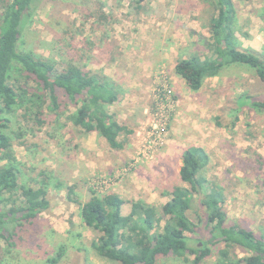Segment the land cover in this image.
I'll return each instance as SVG.
<instances>
[{
  "label": "rangeland",
  "instance_id": "1",
  "mask_svg": "<svg viewBox=\"0 0 264 264\" xmlns=\"http://www.w3.org/2000/svg\"><path fill=\"white\" fill-rule=\"evenodd\" d=\"M234 1L240 48L263 52L261 0ZM100 8L105 18L97 11L89 16ZM210 11L202 0L35 2L18 48L53 60L58 71L73 62L113 80L120 92L109 110L130 133L120 137L123 147L116 150L68 121L73 106L61 108L58 123L41 127L21 108L10 114L5 131L14 143L20 182L37 187L47 176L50 207L19 233L13 247L0 240L8 250L3 264H43L60 243L67 248L63 264H114L92 249L94 233L81 222L78 204L66 199V187L74 184L81 201L88 197V185L116 192L125 199L123 214L134 199L160 207L169 199L166 192L181 183V153L189 145L209 154L205 176L223 189L227 222L263 230L264 108L252 101L264 98V86L242 65L224 68L197 90L174 72L178 59L208 54ZM19 131L24 145L15 139ZM195 213L204 218L198 196L189 212L194 220ZM203 223L197 233L186 232L191 245L208 239ZM207 245L211 252L199 264H219L223 245ZM231 253L246 255L240 248ZM192 258L162 256L156 264H192Z\"/></svg>",
  "mask_w": 264,
  "mask_h": 264
},
{
  "label": "trees",
  "instance_id": "2",
  "mask_svg": "<svg viewBox=\"0 0 264 264\" xmlns=\"http://www.w3.org/2000/svg\"><path fill=\"white\" fill-rule=\"evenodd\" d=\"M36 1L0 0V161L4 162L0 164V240H4L8 248L16 245L19 233L50 207L47 176L37 187L20 182L14 143L5 131L10 114L21 108L31 113L33 124L41 127L45 123H58L63 115L61 108L73 106L75 109L68 114V121L85 133L95 132L116 150L123 147L120 137L130 133L109 110L120 92L113 80L73 62L58 71L53 60L18 48L22 29ZM133 1L138 5L143 0ZM202 1L211 8L210 41L206 42L208 54L192 53L178 59L174 72L189 88L197 90L206 78L218 76L231 65H242L251 69L264 86V51L240 48L236 38L235 1ZM261 3L258 16L264 27V0ZM96 11L99 19L105 18L101 8L89 16ZM241 96L240 99H251L248 95ZM252 105L264 108V98L252 101ZM22 137L23 133L17 132L15 139L19 145L25 143L19 141ZM209 160L202 146L185 147L178 171L181 183L166 192L169 199L160 207L134 199L130 201L129 212L123 214L125 199L120 194L100 192L89 185L87 199L72 198L76 195L74 184L66 187V199L78 204L81 222L94 233L90 243L96 255L114 264H156L162 256L187 259L188 254L193 255L192 264H199L211 252L207 244L223 245L219 248V264H264V227L257 233L239 222H227L223 189L205 176ZM197 196L204 218L195 213L194 220L189 212ZM202 221L208 239L202 246L191 245L192 237L186 232L197 233ZM236 248L246 255L232 254ZM66 251L65 243L58 244L43 264H63ZM7 253L0 242V264Z\"/></svg>",
  "mask_w": 264,
  "mask_h": 264
},
{
  "label": "crops",
  "instance_id": "3",
  "mask_svg": "<svg viewBox=\"0 0 264 264\" xmlns=\"http://www.w3.org/2000/svg\"><path fill=\"white\" fill-rule=\"evenodd\" d=\"M75 197H76V195L73 196V198H75ZM75 199H76V198H75Z\"/></svg>",
  "mask_w": 264,
  "mask_h": 264
}]
</instances>
